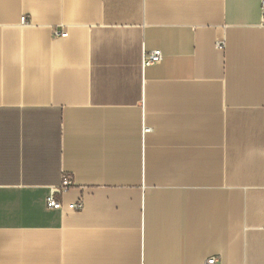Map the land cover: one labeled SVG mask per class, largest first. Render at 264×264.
I'll return each instance as SVG.
<instances>
[{
  "label": "crops",
  "instance_id": "1",
  "mask_svg": "<svg viewBox=\"0 0 264 264\" xmlns=\"http://www.w3.org/2000/svg\"><path fill=\"white\" fill-rule=\"evenodd\" d=\"M209 257L264 264L262 0H0V264Z\"/></svg>",
  "mask_w": 264,
  "mask_h": 264
},
{
  "label": "built area",
  "instance_id": "2",
  "mask_svg": "<svg viewBox=\"0 0 264 264\" xmlns=\"http://www.w3.org/2000/svg\"><path fill=\"white\" fill-rule=\"evenodd\" d=\"M262 12L264 14V0H262ZM25 19V17L23 18V20ZM54 35H59L61 37H65L67 35V33L65 31L62 32H58L54 29L53 31ZM218 47H222V45L220 43L217 44ZM162 52L159 49H155L151 52H146L143 55V64L144 65H154L156 63H159L162 60ZM71 179L68 176H64L62 179V183L60 186L55 187L52 189V191L50 192V194L47 196L46 198V206L48 208H54V209H61L62 208V203L60 200H58L55 197L56 193H61L64 192L66 190H68V188L71 186ZM69 208L73 209V210H80L82 208V200L80 199L77 202L71 203L69 205ZM217 262L216 257H209L206 260V264H215Z\"/></svg>",
  "mask_w": 264,
  "mask_h": 264
}]
</instances>
